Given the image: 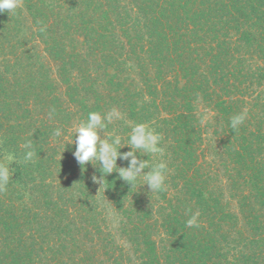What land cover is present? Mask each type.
Wrapping results in <instances>:
<instances>
[{
	"label": "trees",
	"instance_id": "1",
	"mask_svg": "<svg viewBox=\"0 0 264 264\" xmlns=\"http://www.w3.org/2000/svg\"><path fill=\"white\" fill-rule=\"evenodd\" d=\"M113 108L108 132L162 134L140 158L166 190L77 164L76 127ZM0 163V264H264V0H21L0 14Z\"/></svg>",
	"mask_w": 264,
	"mask_h": 264
},
{
	"label": "clouds",
	"instance_id": "2",
	"mask_svg": "<svg viewBox=\"0 0 264 264\" xmlns=\"http://www.w3.org/2000/svg\"><path fill=\"white\" fill-rule=\"evenodd\" d=\"M21 7V0H0V14L7 12L10 16ZM46 26L41 27L44 32ZM49 113L51 116L54 113ZM122 114L115 108L101 114L99 112H89L87 119L81 121L75 129V151L73 157L81 168H85L89 163L97 168L100 175L95 173L91 177L94 184L104 186L106 177L118 173V178L131 186V191L137 187L138 182L147 186L150 193H158L166 190L167 173L169 171L167 163L161 159L160 162L151 164L150 160H144L143 156L164 157L165 149L161 146L162 134L158 133L146 123L131 125V131L122 136L115 129L108 132V126L114 121L122 119ZM207 117L201 118L204 124ZM247 119V110L236 114L230 118V127L233 132H237L239 127ZM61 128H56L53 136L60 138L63 135ZM22 147L26 150L23 156L24 161L30 162L36 156L32 140H26ZM129 148V151L122 152V148ZM139 153V157L137 155ZM7 160L17 163L15 156L10 154ZM127 162V167H118L117 161ZM12 163V164H13ZM11 164V165H12ZM148 170V171H145ZM12 168L9 165L0 163V191L6 189L12 177ZM108 182V181H107ZM100 188V189H101ZM191 213V209L188 210ZM199 212L190 215L186 220V227H200L198 223Z\"/></svg>",
	"mask_w": 264,
	"mask_h": 264
}]
</instances>
